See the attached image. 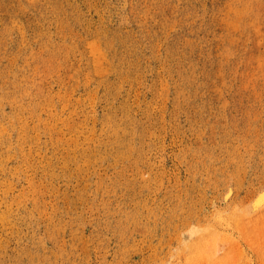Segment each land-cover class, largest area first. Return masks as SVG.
<instances>
[{
  "label": "rangeland",
  "instance_id": "1",
  "mask_svg": "<svg viewBox=\"0 0 264 264\" xmlns=\"http://www.w3.org/2000/svg\"><path fill=\"white\" fill-rule=\"evenodd\" d=\"M264 0H0V264H264Z\"/></svg>",
  "mask_w": 264,
  "mask_h": 264
},
{
  "label": "bare ground",
  "instance_id": "2",
  "mask_svg": "<svg viewBox=\"0 0 264 264\" xmlns=\"http://www.w3.org/2000/svg\"><path fill=\"white\" fill-rule=\"evenodd\" d=\"M256 203L260 205L264 201V194L261 193L258 199H256Z\"/></svg>",
  "mask_w": 264,
  "mask_h": 264
}]
</instances>
